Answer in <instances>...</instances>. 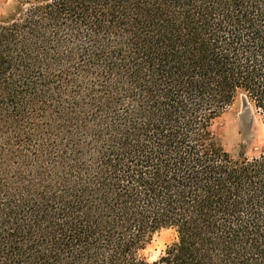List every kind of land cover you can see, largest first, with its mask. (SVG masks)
<instances>
[{
	"label": "trees",
	"instance_id": "obj_1",
	"mask_svg": "<svg viewBox=\"0 0 264 264\" xmlns=\"http://www.w3.org/2000/svg\"><path fill=\"white\" fill-rule=\"evenodd\" d=\"M239 95L264 126V0L15 1L0 264H264V137L233 156L212 128Z\"/></svg>",
	"mask_w": 264,
	"mask_h": 264
},
{
	"label": "rangeland",
	"instance_id": "obj_2",
	"mask_svg": "<svg viewBox=\"0 0 264 264\" xmlns=\"http://www.w3.org/2000/svg\"><path fill=\"white\" fill-rule=\"evenodd\" d=\"M15 1L17 0H0V16L5 15ZM212 128L223 148L233 156H237L238 152L252 156L258 152L263 142L264 126L260 116L249 101L246 105L243 103L242 95L214 120ZM174 240L173 229L158 230L144 251L146 258H158Z\"/></svg>",
	"mask_w": 264,
	"mask_h": 264
},
{
	"label": "water",
	"instance_id": "obj_3",
	"mask_svg": "<svg viewBox=\"0 0 264 264\" xmlns=\"http://www.w3.org/2000/svg\"><path fill=\"white\" fill-rule=\"evenodd\" d=\"M243 97V96H242ZM243 103H245L246 104V100H245V97H243Z\"/></svg>",
	"mask_w": 264,
	"mask_h": 264
}]
</instances>
